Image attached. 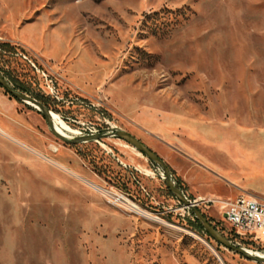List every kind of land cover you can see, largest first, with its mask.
<instances>
[{
	"label": "rangeland",
	"instance_id": "374dc122",
	"mask_svg": "<svg viewBox=\"0 0 264 264\" xmlns=\"http://www.w3.org/2000/svg\"><path fill=\"white\" fill-rule=\"evenodd\" d=\"M0 70L67 138L112 126L139 139L189 199L264 200V0H0ZM198 209L264 257V241ZM194 218L131 144L66 143L0 86V264H264Z\"/></svg>",
	"mask_w": 264,
	"mask_h": 264
},
{
	"label": "water",
	"instance_id": "95a60500",
	"mask_svg": "<svg viewBox=\"0 0 264 264\" xmlns=\"http://www.w3.org/2000/svg\"><path fill=\"white\" fill-rule=\"evenodd\" d=\"M0 85L13 97L16 99L26 103L35 105L37 110L43 115L44 119L47 122V125L53 135L57 138L61 139L62 141L75 144L79 142H87V141H98L100 139L108 138V137H118L129 144H131L135 149L139 152L144 154L148 159L154 162L161 170L164 178V182L170 192L184 204L185 207L190 209L196 218V220L200 223L205 231L212 237L216 242L226 246L227 248L231 249L232 251L241 254L247 259L254 260L257 262H264V257H259L255 255H250L247 253L246 249L242 246H236L232 244L229 240H227L203 215V213L195 207L186 195L175 185L174 179L172 177L171 171L164 160L157 155L154 151L148 148L144 143H142L139 139L131 135L130 133L126 132L125 130L114 128V129H102L97 133L94 134H85L80 136H74L67 138L60 133H58L55 128L53 121L50 117V112L47 106L42 104L37 99L33 98L32 96L22 93L15 89L0 73ZM28 102V103H27ZM31 106V105H30Z\"/></svg>",
	"mask_w": 264,
	"mask_h": 264
},
{
	"label": "built area",
	"instance_id": "2783aa9c",
	"mask_svg": "<svg viewBox=\"0 0 264 264\" xmlns=\"http://www.w3.org/2000/svg\"><path fill=\"white\" fill-rule=\"evenodd\" d=\"M26 60L28 64L46 81L48 93L50 96L59 99L56 81L53 76L24 51H18L15 54ZM70 96V95H69ZM68 96V97H69ZM72 97V96H70ZM78 99L87 100L79 97ZM77 100V99H76ZM106 118V117H105ZM107 123V119L104 120ZM108 124V123H107ZM115 127L109 128L114 129ZM102 129H88L87 132H80V135L94 134ZM189 199V198H188ZM195 207H217L223 220L229 225L230 233L235 234L249 241H264V200L258 199L249 194H240L228 199H189ZM187 208V207H186Z\"/></svg>",
	"mask_w": 264,
	"mask_h": 264
},
{
	"label": "trees",
	"instance_id": "16d2710c",
	"mask_svg": "<svg viewBox=\"0 0 264 264\" xmlns=\"http://www.w3.org/2000/svg\"><path fill=\"white\" fill-rule=\"evenodd\" d=\"M1 45H3V47H5V49L7 48H13L15 49L14 45L8 43V42H2ZM0 73L2 74L1 70H0ZM3 76V74H2ZM4 77V76H3ZM5 78V77H4ZM6 79V78H5ZM1 86V85H0ZM2 87V86H1ZM14 87V86H13ZM15 89H17L18 91L22 92V93H25L26 90L25 89H21V88H17V87H14ZM28 93V92H26ZM33 98L37 99L38 101H40L42 104H44L45 106H47L41 99H39L37 96H33ZM33 107V106H32ZM35 108V107H34ZM37 109V108H36ZM195 222L199 225V227H201V229H203V227L200 225V223L196 220V218H194ZM209 221V220H208ZM211 223V222H210ZM216 228V226H214ZM204 230V229H203Z\"/></svg>",
	"mask_w": 264,
	"mask_h": 264
},
{
	"label": "bare ground",
	"instance_id": "6f19581e",
	"mask_svg": "<svg viewBox=\"0 0 264 264\" xmlns=\"http://www.w3.org/2000/svg\"><path fill=\"white\" fill-rule=\"evenodd\" d=\"M28 103V102H27ZM31 106H34V107H36L35 105H33V104H31V103H29ZM37 108V107H36ZM50 117H51V114H50ZM53 122H54V124H56V125H59V122L55 119V118H53ZM60 127V126H59ZM252 254H255V252L254 251H250Z\"/></svg>",
	"mask_w": 264,
	"mask_h": 264
},
{
	"label": "crops",
	"instance_id": "0c3cea01",
	"mask_svg": "<svg viewBox=\"0 0 264 264\" xmlns=\"http://www.w3.org/2000/svg\"><path fill=\"white\" fill-rule=\"evenodd\" d=\"M228 198H231V197H227V198H225V199H228Z\"/></svg>",
	"mask_w": 264,
	"mask_h": 264
}]
</instances>
